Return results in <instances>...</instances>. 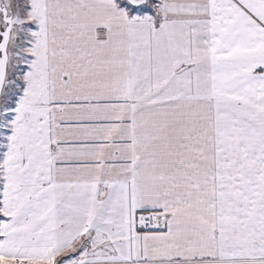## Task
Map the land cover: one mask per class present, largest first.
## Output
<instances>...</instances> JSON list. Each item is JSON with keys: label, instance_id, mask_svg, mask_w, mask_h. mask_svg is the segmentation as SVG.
Segmentation results:
<instances>
[{"label": "snow or ice", "instance_id": "snow-or-ice-1", "mask_svg": "<svg viewBox=\"0 0 264 264\" xmlns=\"http://www.w3.org/2000/svg\"><path fill=\"white\" fill-rule=\"evenodd\" d=\"M0 264H264V0H0Z\"/></svg>", "mask_w": 264, "mask_h": 264}]
</instances>
